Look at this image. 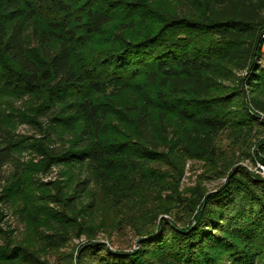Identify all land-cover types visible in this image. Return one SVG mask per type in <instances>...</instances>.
<instances>
[{
  "label": "trees",
  "instance_id": "trees-1",
  "mask_svg": "<svg viewBox=\"0 0 264 264\" xmlns=\"http://www.w3.org/2000/svg\"><path fill=\"white\" fill-rule=\"evenodd\" d=\"M262 32L264 0H0V203L29 232L0 226V263L46 264L76 234L77 264H264V177L235 166L264 164ZM188 159L224 182L185 196ZM53 165L62 180H33ZM125 225L136 251L97 240Z\"/></svg>",
  "mask_w": 264,
  "mask_h": 264
},
{
  "label": "rangeland",
  "instance_id": "rangeland-1",
  "mask_svg": "<svg viewBox=\"0 0 264 264\" xmlns=\"http://www.w3.org/2000/svg\"><path fill=\"white\" fill-rule=\"evenodd\" d=\"M264 33V32H262ZM30 36V33H28ZM30 46L29 50L35 49L36 45L33 40H29ZM36 51V50H34ZM259 63L264 65V59H261ZM14 111H25L28 104L27 100H14L11 102ZM261 118H264V114H259ZM9 132L13 134L14 137L17 136H37L34 128L27 123H18L15 128H8ZM220 146L224 153L232 149L230 146V142L228 140H221ZM253 149V148H252ZM239 151H237L238 153ZM252 153V151H251ZM239 159L236 162L235 166L240 168H244L251 173H256L262 177H264V164H261L256 159L248 158L244 155H239ZM20 163H27L32 161L34 163L40 160V156L35 155L29 149L23 150L17 156ZM208 164L204 163L200 160L188 159L185 162L184 170L182 177L180 179L179 191L183 193L185 196L189 197L190 189L200 184L202 187L206 189L208 192H212L217 190L219 185L224 182L223 178H217L216 174L207 171ZM13 169L12 164H8L2 169L1 174L3 176L8 177L10 172ZM63 168L58 166H51L50 169L44 172H36L33 174V180L38 184H48L51 182H57L63 179L62 173ZM5 185V179L0 180V195L2 193V187ZM170 193L169 191L165 192V194ZM0 210L3 213V222H1V228L6 231L7 235L10 236V239L17 242H24L28 236V231L26 229L25 223L20 218L19 214L10 207L8 204L4 205L0 203ZM165 218H169L168 216H164ZM101 217L98 219V223H103L100 221ZM102 227V224H101ZM97 240L102 241L106 244L109 250H119L124 253H130L136 251L139 248V239L135 235L134 229L130 225H125L120 229L113 230L112 234L108 237L106 233L102 230L99 231L97 235ZM87 240L85 236H76L73 234L72 240L68 244L67 247H64L59 250L50 251L48 253L40 252V259L46 261V264H77L76 258L78 255L79 246L85 243ZM5 244V240L2 236H0V246ZM1 264V263H0Z\"/></svg>",
  "mask_w": 264,
  "mask_h": 264
},
{
  "label": "built area",
  "instance_id": "built-area-1",
  "mask_svg": "<svg viewBox=\"0 0 264 264\" xmlns=\"http://www.w3.org/2000/svg\"><path fill=\"white\" fill-rule=\"evenodd\" d=\"M262 41L260 43L261 59H264V33H262Z\"/></svg>",
  "mask_w": 264,
  "mask_h": 264
}]
</instances>
